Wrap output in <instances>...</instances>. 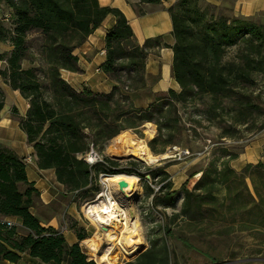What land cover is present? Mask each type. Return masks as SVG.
Instances as JSON below:
<instances>
[{"label": "trees", "instance_id": "16d2710c", "mask_svg": "<svg viewBox=\"0 0 264 264\" xmlns=\"http://www.w3.org/2000/svg\"><path fill=\"white\" fill-rule=\"evenodd\" d=\"M163 1L138 0L134 8L142 14V4ZM0 2L12 18L11 28L0 18V43L10 47L0 53V61L5 62L0 80L27 100L24 116H18L14 107L12 116L17 117L18 127L32 145L37 167L54 171L56 182L64 187L63 197L72 198L71 203L85 199L97 190L93 177L98 175H134L143 181L144 194L153 208L169 206L181 193L180 208L173 219L187 220L219 237L236 231L264 232L263 161L245 164L237 172L228 162L235 155L229 154L227 160H212L200 170L192 189L184 182L174 190L165 171L143 166L140 172L136 166L141 163L136 160L122 169L103 155L101 162L93 165L83 160L89 144L101 150L120 131L135 128V120L156 125L158 134L148 147L154 154L161 153L163 148L156 152L154 144L160 141L161 132L166 134L163 146L171 141L169 113L178 103L209 97L204 113L212 119L227 114L222 107L227 99L235 111L233 127L245 125L253 114L262 115L263 108L250 99L247 90L255 85V75L264 77V26L243 17H213L205 8L214 5L202 6L203 0H177L167 12L174 38L171 75L180 91L169 89L162 102L143 109L131 106L126 86L127 93L144 86L147 49L157 39L135 44L120 10L101 6L98 0ZM107 15L115 22L104 36L105 59L98 68L114 85L107 93L86 87L75 90L61 78L60 70H78L74 50ZM33 34L36 43L29 40ZM231 47L236 49L235 57L225 60ZM24 62L29 66L24 67ZM4 100L0 86V112ZM24 159L0 145V218L14 217L19 222L10 226L0 219V261L15 263L26 253L43 264H96L79 245L83 241L91 249L84 232H75L76 242L68 244L58 229L41 225L31 212L39 192L27 179ZM146 176L158 181L156 190L145 183ZM161 230L164 236L192 248L185 237L175 236L168 224L161 225ZM148 243L147 249L124 264H172L165 239L150 238Z\"/></svg>", "mask_w": 264, "mask_h": 264}, {"label": "rangeland", "instance_id": "374dc122", "mask_svg": "<svg viewBox=\"0 0 264 264\" xmlns=\"http://www.w3.org/2000/svg\"><path fill=\"white\" fill-rule=\"evenodd\" d=\"M201 5L204 6L205 3L201 2ZM205 9L213 17L228 16L224 7L206 6ZM6 13L7 21L4 24L7 28H11V14L9 11ZM252 21L264 26V13L256 15ZM36 39L35 34L29 38L33 43H36ZM33 46L35 45L33 44ZM8 47L7 43H0V53L7 52ZM235 53V47L227 49L224 56L225 60H232ZM23 66L28 67L29 64L24 62ZM254 78L255 85L247 90V94L255 104L261 105L264 110V77L255 75ZM123 92L125 91L123 90ZM126 94H129V92L126 91ZM5 96L6 99L7 95ZM10 97L13 98L11 93ZM208 98L195 100L186 110L181 107L178 108V105L171 110L169 113L171 124V137L169 139L171 141L163 146L161 140H164L166 134L161 132L162 137L158 139L160 141L154 144L156 152L161 151L163 148L161 153L168 155L165 159L158 160L153 164H146L131 156L113 157L107 152V147L111 144L113 138L108 140L101 150L96 147L95 151L99 156L103 155L117 162L118 169L127 168L130 161L136 160L141 163V166H136L140 172L144 170L143 166L163 170L168 174L167 180L171 182L174 190H177L184 182H187V187L192 189L195 181L200 176V170L205 169L212 160H215L216 163L220 162L221 159L227 160L229 154L235 155V159H229L228 162L237 172L245 164H256L258 161L264 162V158H262L264 152V113L262 115L253 114L245 125L233 127L232 117L235 111L231 102L227 99L222 101V107L227 110V114L207 119L204 112L209 104ZM134 103L135 106L140 105L137 100ZM131 106L137 108L133 106V103ZM135 122V128L123 131L128 130L130 135L144 140L148 145V142L158 134L156 125L152 123L154 133L149 137L144 126L146 122L138 120H135ZM104 177L106 176L93 177L97 190H94L83 200L76 199V202L71 203L72 198L69 196L63 197L62 194L64 193H61L48 208L40 204L37 199L34 208L31 209V212L41 222L53 218V221L58 225L59 232L62 234L84 232L91 243V249L85 247L83 241L79 245L87 255L93 258L96 264H101L97 262V254L103 251L107 245L102 229L85 214L83 207L95 201L99 196L98 194L105 190ZM145 180V183L152 189L156 190L159 187L157 180L154 181L148 176L145 177ZM136 183L138 184H136L137 190L128 198L125 205L129 207L131 215L139 224L142 246L141 249L130 256H123L117 248L114 249L112 255H115V264H124L133 260L139 251L149 247L148 239L150 238L165 239L171 252L172 264H232L236 261L264 264V232L245 230L236 231L228 236L211 235L206 229H202L192 222L172 218V215L179 211L181 193L175 196L169 206L153 208L150 206L149 198L144 194L143 181L138 178ZM221 194L218 195V198H221ZM71 205L73 208L69 210ZM163 224H168L175 236L185 237L192 248L185 246L175 238L164 236L161 230ZM108 229L110 228L108 227ZM25 263L43 264L33 258L27 259Z\"/></svg>", "mask_w": 264, "mask_h": 264}, {"label": "crops", "instance_id": "0c3cea01", "mask_svg": "<svg viewBox=\"0 0 264 264\" xmlns=\"http://www.w3.org/2000/svg\"><path fill=\"white\" fill-rule=\"evenodd\" d=\"M177 0H164L158 5L142 4V14H138L134 8L138 0H98L101 6L117 8L125 16L132 30V40L137 45H142L146 40H156L147 49L144 67V86L131 91L128 96L131 104L137 108H147L151 104L160 103L166 92L171 89L179 92L180 88L171 75L172 50L174 38L171 34V21L167 8L176 3ZM205 4L224 7L228 17H243L253 20L260 13H264V0H204ZM0 18L4 20L7 9L0 2ZM115 19L112 15H107L100 26L90 34L86 40L78 46L73 54L77 56V71L71 72L60 70V76L69 83L75 90L83 87L95 93H107L114 85L100 70L96 71L105 59L104 36L107 30L114 24ZM159 38V39H158ZM10 50L8 47L7 52ZM103 52V54H101ZM5 67V62L0 61V69ZM0 86L7 98L0 112V145L4 146L19 157H30L32 163L26 166V175L29 182L34 184V188L39 192L38 201L48 208L61 193L64 187L56 182L52 169H39L36 165V158L32 145L26 141L25 134L18 127L17 117L12 116V108H16L18 116H24L28 103L17 91H12L6 84L0 82ZM10 93L13 98L10 97ZM132 96V97H131ZM6 97V96H5ZM140 105L135 106V101ZM193 103H178V108L186 110ZM73 207L69 208L71 210ZM1 220L11 221L19 224L17 218L7 217ZM48 219L41 222L43 226H51L58 229V225ZM68 244L76 242L74 233H63ZM31 259L26 253H22L20 259L11 263L0 261V264H26L25 261ZM28 264V263H27ZM232 264H259L249 261H236Z\"/></svg>", "mask_w": 264, "mask_h": 264}, {"label": "bare ground", "instance_id": "6f19581e", "mask_svg": "<svg viewBox=\"0 0 264 264\" xmlns=\"http://www.w3.org/2000/svg\"><path fill=\"white\" fill-rule=\"evenodd\" d=\"M144 126L146 133L151 137L154 133L153 124L146 122ZM107 152L113 157L131 156L146 164H153L168 157L166 153L154 155L144 140L134 138L128 130H122L113 137ZM137 179L134 175L121 173L104 177L105 190L98 194L95 201L83 207L85 214L99 225L105 237L107 246L97 254L98 263L115 264V255L112 254L116 248L123 256H130L142 246L139 224L125 205L137 190Z\"/></svg>", "mask_w": 264, "mask_h": 264}, {"label": "built area", "instance_id": "2783aa9c", "mask_svg": "<svg viewBox=\"0 0 264 264\" xmlns=\"http://www.w3.org/2000/svg\"><path fill=\"white\" fill-rule=\"evenodd\" d=\"M4 20H7V16H4ZM101 54H103V52H101ZM96 71H99V68ZM126 91H127V86H126ZM24 160H25L26 165L32 163V159L30 157H25ZM83 160L88 165H93L97 162H101L102 159H101V156H99V154L95 151L92 144H89V151L87 152V154L83 156ZM6 224L12 226L15 223L11 221H6Z\"/></svg>", "mask_w": 264, "mask_h": 264}, {"label": "water", "instance_id": "95a60500", "mask_svg": "<svg viewBox=\"0 0 264 264\" xmlns=\"http://www.w3.org/2000/svg\"><path fill=\"white\" fill-rule=\"evenodd\" d=\"M140 249H141V248H140ZM140 252H141V251H139L138 253H140ZM138 253H137V254H138Z\"/></svg>", "mask_w": 264, "mask_h": 264}]
</instances>
